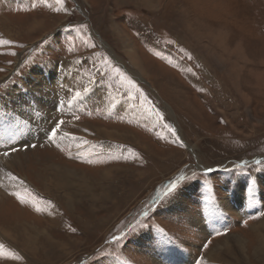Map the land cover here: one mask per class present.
<instances>
[{"label": "rangeland", "instance_id": "rangeland-1", "mask_svg": "<svg viewBox=\"0 0 264 264\" xmlns=\"http://www.w3.org/2000/svg\"><path fill=\"white\" fill-rule=\"evenodd\" d=\"M37 71L68 91L31 86ZM14 89L60 107L27 101L38 123L0 129L31 130L0 154L21 155L0 264H168L167 246L181 264H264V0L0 1V98Z\"/></svg>", "mask_w": 264, "mask_h": 264}, {"label": "bare ground", "instance_id": "bare-ground-1", "mask_svg": "<svg viewBox=\"0 0 264 264\" xmlns=\"http://www.w3.org/2000/svg\"><path fill=\"white\" fill-rule=\"evenodd\" d=\"M0 1H3V0H0ZM9 1V0H8ZM10 1H12V2H14V1H21V0H10ZM150 4H152V2L150 3ZM8 5V4H7ZM40 26V25H39ZM190 26V25H189ZM188 29V28H187ZM200 31V30H199ZM199 33V32H198ZM126 36V35H125ZM209 37H211V38H213L214 40H215V36H212V34L211 35H208ZM208 37V38H209ZM221 41H222V37L221 36H219L218 37ZM219 41V40H218ZM217 41V42H218ZM220 44H223V43H220ZM219 45V44H218ZM219 46H221V45H219ZM218 46V47H219ZM237 51V50H236ZM132 53L134 52V51H131ZM130 53L128 52V55H129ZM213 55H211V57H212ZM230 56V55H229ZM240 58H242V57H240ZM134 62V61H133ZM137 63V62H136ZM137 64H139V63H137ZM233 65H234V63H233ZM233 65H232V67H233ZM139 69V68H138ZM242 69V68H241ZM238 70V69H237ZM140 71V70H139ZM36 73V76H34V80H36V83H31V86L32 85H34V86H40V87H47V88H50V89H53V90H57V82L56 81H53L52 83H51V86H49V84L45 81V78H47V77H50L49 75H47L46 74V76L45 77H41L40 76V72H35ZM143 74V73H142ZM229 74H231V73H229ZM144 75V74H143ZM146 76V75H145ZM232 76V75H231ZM57 79V78H56ZM142 79V78H141ZM61 80V79H60ZM146 83H149V82H147L145 79H143ZM60 82V81H59ZM60 85H62L61 86V90L62 91H64V92H67L68 91V88L66 87V84L64 83H62V84H59L58 85V89H59V86ZM70 85V84H69ZM259 87V86H258ZM31 89L33 88V87H30ZM61 92V91H60ZM10 93L8 92V94H7V97H2V98H0V129H3V130H5V129H7V128H9V120H11V121H14L15 123H19V122H21L23 119H25V114L26 113H28L29 114V116L28 117H26V119L27 118H29V119H31L30 121H32V122H34V123H38V121L36 122V120H34V118L32 117V115L30 116V113L32 114V113H35L33 110H32V112H29L28 111V109L29 108H25V109H23V106L22 105H25L26 104V102L27 101H30V100H33V101H36L34 104H35V107H34V109L36 108V110H39V111H42V110H45V109H47L48 107H51V105H53L55 108L56 107H60V106H56L57 105V103H55L56 101H51V100H48V99H46V100H42V102L38 99H32L31 98V95L29 94H25L22 90H17V89H14L13 91H12V93L9 95ZM34 98V97H33ZM20 99H22V104H21V100ZM99 99H100V101L103 103V98H100L99 97ZM105 101V100H104ZM29 103V102H28ZM67 104V103H66ZM29 105V104H28ZM32 106V105H31ZM64 106V105H63ZM10 107H13V110H10ZM16 107V108H15ZM27 107V106H26ZM15 108V109H14ZM32 108H33V106H32ZM103 108V107H102ZM101 108V109H102ZM68 109H70V108H68ZM72 109V108H71ZM38 111V112H39ZM43 112V111H42ZM9 114H11V117L9 118ZM19 118H20V120H19ZM19 121V122H18ZM24 122V121H23ZM14 125V124H13ZM21 125V124H20ZM20 125L18 126V128H17V131L16 132H14V135H12V134H10V136H9V133H1L0 132V154H3V151L4 150H7L8 148H9V146H14L16 143H20V142H22L23 140L21 139V138H19L17 135L19 134V131L20 130H26L27 131V135H26V137H24L25 139H28V140H31V138L30 137H28L29 135H31V130H29L28 128H21L20 129ZM32 125V124H31ZM149 125H151V124H149ZM37 126V125H36ZM12 127V126H11ZM42 128V127H41ZM33 130V129H32ZM35 130V129H34ZM40 130V129H39ZM66 130V129H65ZM36 131V130H35ZM42 131V130H41ZM34 134V133H33ZM35 135V134H34ZM42 135V134H41ZM59 135H60V139L58 138V133H57V136L55 137V141L57 142V141H60L61 140V138H62V136H63V133H59ZM21 136V135H20ZM39 139V138H38ZM51 140H52V137H51ZM35 142V141H34ZM52 143H53V140H52ZM71 145V144H70ZM9 152V151H8ZM4 155V154H3ZM20 157H21V155L20 154H18V153H14V154H12V156H9V157H2V155H0V195H2V193L4 192V191H6V190H9L10 188H12L13 186H14V184H15V181H16V178H17V176L15 175V172H14V170H15V168H14V166L17 164V161L20 159ZM39 161H38V165H39V168H37V169H39V172H40V170L41 169H46V171H53V170H55L56 171V169L58 168V169H62V167H59V166H56L55 164H53V163H50V164H44L45 162H42L41 160H44V159H38ZM20 161V160H19ZM54 162V161H53ZM42 165L44 166L43 168H40V167H42ZM55 168V169H54ZM57 171H59V170H57ZM61 171V170H60ZM38 172V171H37ZM44 173V172H43ZM53 173V172H52ZM10 174V175H9ZM66 174L69 176V178H71V176H73V174H71L70 172H67L66 171ZM106 175V174H105ZM108 175V174H107ZM45 176V175H44ZM56 176V175H55ZM13 177L15 178V179H13ZM46 178V182L45 183H47V182H52L53 180H51V179H49L50 177H45ZM54 178V177H53ZM52 178V179H53ZM44 179V178H43ZM59 179V178H58ZM70 182H71V180H70ZM70 182H69V184H70ZM50 184V183H49ZM44 186H45V184H44ZM60 186H61V184H60ZM68 186V184H66L65 186H62V187H59V188H65V187H67ZM46 187H48V186H46ZM53 187H55V186H53ZM48 189H49V187H48ZM48 193V192H47ZM49 195H51L50 193H48ZM246 198V197H245ZM246 202H247V204H246V206L247 207H249L248 205H249V201H247L246 199H244ZM3 204V201L2 200H0V205H2ZM4 206H2L1 208H3ZM5 211V209L3 210V212ZM241 211V210H240ZM243 212V211H242ZM245 212V211H244ZM9 213V212H8ZM241 214H243V213H241ZM4 225V224H3ZM22 227V226H21ZM9 228H11V226L9 227V225H7V226H3V227H0V232H1V234H3V231L5 232V234L7 235V237L8 238H14V236H13V233L12 232H10L9 231ZM253 230H259L257 227H255V229H253ZM257 232H260V231H257ZM260 234V233H259ZM228 236V235H227ZM18 237V236H17ZM236 237V236H235ZM27 243H29V244H31V239H28L27 238ZM241 240V239H240ZM239 240V241H240ZM15 241V240H14ZM228 242V241H227ZM227 242H226V251L227 252H229L230 254H232L233 252V249L231 248V246L229 245V244H227ZM242 242H244L243 240H242ZM15 243V242H14ZM51 243V242H50ZM238 243H240V242H238ZM244 244V243H243ZM243 244L241 243V244H239V246L240 247H242L243 248ZM28 245V244H27ZM11 246V245H10ZM24 247V246H23ZM18 248V247H17ZM30 248V247H29ZM26 249V248H25ZM238 249H241V248H239L238 247ZM246 251V250H245ZM22 252V251H21ZM164 252V251H163ZM168 253V252H167ZM234 254V253H233ZM175 255V254H174ZM175 257V256H174ZM180 257V256H179ZM178 257V258H179ZM28 259V258H27ZM163 259V258H162ZM178 260V259H177ZM180 260V259H179ZM164 262V261H163ZM7 263V262H6Z\"/></svg>", "mask_w": 264, "mask_h": 264}, {"label": "snow or ice", "instance_id": "snow-or-ice-1", "mask_svg": "<svg viewBox=\"0 0 264 264\" xmlns=\"http://www.w3.org/2000/svg\"><path fill=\"white\" fill-rule=\"evenodd\" d=\"M57 3H63V0H57ZM5 43H8L7 41ZM115 71L117 72L118 75H120L124 81H126L130 86L131 88L135 89L136 92H139L142 96H143V93L141 92V90L137 87V85L131 80L129 79L126 75H124L123 73H121L119 71V69H115ZM81 95V93L77 92L76 93V97L78 98L79 96ZM145 100H147V97L145 96L144 97ZM154 115H156L160 120H163V115L161 113H159L158 111L154 112L153 113ZM61 124L63 123V121L60 122ZM58 127V126H57ZM165 127L169 128L170 131H172L173 133H175V130L171 128L170 125H165ZM57 135V132L56 130H52L51 132V137H52V140H53V143H55V137ZM30 147H36V145H30ZM5 155H8L9 153H4ZM257 163H261L260 161H257ZM239 167V165L237 166ZM10 175V174H9ZM13 179H15L13 177ZM183 179V177L181 178ZM177 185H178V181H174L172 183H170L166 189H164L163 191V195H169V194H172L176 191L177 189ZM262 216H264V213H261ZM117 239H122V237H117ZM201 264H204L203 262V258H201Z\"/></svg>", "mask_w": 264, "mask_h": 264}, {"label": "crops", "instance_id": "crops-1", "mask_svg": "<svg viewBox=\"0 0 264 264\" xmlns=\"http://www.w3.org/2000/svg\"><path fill=\"white\" fill-rule=\"evenodd\" d=\"M55 93V92H54ZM57 94V93H55ZM63 97L61 94L57 96V99L55 98V100H58L59 102H61L63 100ZM71 102L70 100L68 101V99L64 100L62 103H69ZM171 181H169L168 183H170ZM167 183V184H168ZM245 204H247V202L245 201ZM219 210L218 207H215V206H211L210 204H208L205 212H203L202 216H201V219L204 221L205 218L204 216H206L208 213L212 214L214 213L215 210ZM206 225V224H205ZM223 224L221 223L220 224V227L222 226ZM213 227H214V223H213ZM215 228V227H214ZM120 237V236H119ZM163 255H162V258L163 260H161L162 262L164 261L165 263L167 262L168 264H181L184 262L182 256L179 257L178 253L176 251H174L172 248H169L168 246L165 247V249L163 250ZM170 253V255L167 256V259H166V255L168 253ZM175 254V255H174ZM175 256V257H174ZM179 257V258H178ZM178 259V260H177ZM180 259V260H179ZM197 260H195V262L193 264H197Z\"/></svg>", "mask_w": 264, "mask_h": 264}, {"label": "water", "instance_id": "water-1", "mask_svg": "<svg viewBox=\"0 0 264 264\" xmlns=\"http://www.w3.org/2000/svg\"><path fill=\"white\" fill-rule=\"evenodd\" d=\"M255 160H250V163L254 162ZM246 163V162H244ZM235 164V165H234ZM233 167H237L238 165H243V163H238L236 161H233ZM240 167V166H239ZM199 170H201V168L197 167ZM227 169V165H225L224 167H220V168H217V169H214V170H209V169H203L202 171H204L205 173H214V172H219V171H222V170H225Z\"/></svg>", "mask_w": 264, "mask_h": 264}, {"label": "flooded vegetation", "instance_id": "flooded-vegetation-1", "mask_svg": "<svg viewBox=\"0 0 264 264\" xmlns=\"http://www.w3.org/2000/svg\"><path fill=\"white\" fill-rule=\"evenodd\" d=\"M252 159H255V158H252ZM255 161H256V160H255ZM255 161H254V162H255ZM254 162H253V163H254Z\"/></svg>", "mask_w": 264, "mask_h": 264}]
</instances>
